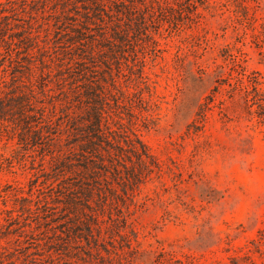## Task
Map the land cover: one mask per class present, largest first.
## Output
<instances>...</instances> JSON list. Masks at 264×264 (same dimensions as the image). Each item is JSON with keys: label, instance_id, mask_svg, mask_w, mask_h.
I'll return each mask as SVG.
<instances>
[{"label": "rangeland", "instance_id": "rangeland-1", "mask_svg": "<svg viewBox=\"0 0 264 264\" xmlns=\"http://www.w3.org/2000/svg\"><path fill=\"white\" fill-rule=\"evenodd\" d=\"M121 1L62 50L79 95L37 91L36 146L0 120V264H264V0ZM71 117L76 208L50 187Z\"/></svg>", "mask_w": 264, "mask_h": 264}, {"label": "trees", "instance_id": "trees-1", "mask_svg": "<svg viewBox=\"0 0 264 264\" xmlns=\"http://www.w3.org/2000/svg\"><path fill=\"white\" fill-rule=\"evenodd\" d=\"M105 1L107 0H12L0 4V120L12 124L13 132H17L19 143L24 147H34L43 138L40 135L41 117L37 116L33 107L37 91L44 93L54 78L60 95L66 99L79 95L77 88L72 87L69 82L73 78V66L78 62L70 57L64 58L62 50L71 52L77 44L84 41V32L89 29V25L96 24L92 19L97 18L99 12L105 11ZM80 3L85 12L83 15L79 12ZM112 3L116 7L124 5L121 0H113ZM90 13H94L93 17ZM82 18L85 21H81ZM119 27V24L114 23L112 30L117 32ZM101 37L103 40L108 39L105 33H102ZM238 68L237 73L243 78L238 77L237 84L245 87L246 98L251 96L253 104H258L255 103V97L260 94L258 82L249 80L246 83L244 68ZM87 87L91 86L87 84ZM259 107L264 108V105L261 103ZM93 117L96 131L100 133L99 137H102L103 114L94 112ZM68 130L71 132L66 139L67 142L71 140L68 150L51 157L54 175L50 187L51 191L57 188L60 195L67 193V203L76 208L78 199L69 197L74 192V186L68 183L72 178L65 173L71 172V158L76 152L75 148L70 146L73 144L76 130L72 117L68 120ZM44 140L45 142L40 144L44 145L43 150H48L52 147L48 143L52 139L46 136ZM33 169L36 173L33 174L29 187L31 191L36 189L40 194L42 190L38 188L39 178L46 176V172L42 166ZM58 200L60 201V198ZM87 201L84 205L88 208ZM24 210L21 205L19 212ZM6 215L9 220L12 219L11 211Z\"/></svg>", "mask_w": 264, "mask_h": 264}]
</instances>
